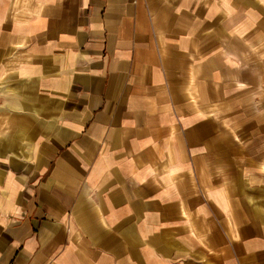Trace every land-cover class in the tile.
<instances>
[{
  "label": "crops",
  "instance_id": "0c3cea01",
  "mask_svg": "<svg viewBox=\"0 0 264 264\" xmlns=\"http://www.w3.org/2000/svg\"><path fill=\"white\" fill-rule=\"evenodd\" d=\"M0 264H264V0H0Z\"/></svg>",
  "mask_w": 264,
  "mask_h": 264
}]
</instances>
